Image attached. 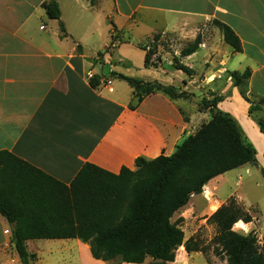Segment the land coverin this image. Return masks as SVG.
I'll return each mask as SVG.
<instances>
[{"label":"crops","instance_id":"1","mask_svg":"<svg viewBox=\"0 0 264 264\" xmlns=\"http://www.w3.org/2000/svg\"><path fill=\"white\" fill-rule=\"evenodd\" d=\"M45 1L0 0V150L69 184L86 162L118 173L123 166L134 169L137 157L169 156L211 118L208 110H198V96L192 101L155 92L130 109L131 97L116 95L113 85L112 91L105 87L106 76L116 72L166 85L181 81L183 86V78L189 76L186 85H191L192 91L205 90L200 99L221 96L218 108L236 119L257 153H264V133L255 119L261 110L249 112L252 102L242 97L230 76L232 71L249 70L246 84L251 100L264 98V0H169L171 6L166 5L167 0H94L93 4L90 0H58L60 20L67 32L64 37L59 33V20L46 15ZM209 19L229 25L240 39L241 51L234 52L218 30L223 53L211 57L213 47L202 52L200 58L207 53L211 62L209 69L202 71L203 78L186 64L193 70L191 75L146 67L144 59L126 61L116 55L126 43L110 45L111 34L133 28L140 21L151 22L148 33L175 31L188 33L187 39H192L200 23ZM199 53L200 49L188 56ZM88 71L97 79L96 87L90 85ZM184 109L190 112L187 120L180 113ZM223 174L204 188L214 191ZM12 226L0 214V264H19L11 242ZM26 247L36 254L35 264L154 261L151 257L142 263L95 259L89 245L78 239H29ZM200 257L201 251L188 253L181 245L174 260L163 264H204Z\"/></svg>","mask_w":264,"mask_h":264},{"label":"trees","instance_id":"2","mask_svg":"<svg viewBox=\"0 0 264 264\" xmlns=\"http://www.w3.org/2000/svg\"><path fill=\"white\" fill-rule=\"evenodd\" d=\"M42 7L49 18L59 20L60 36H67L58 0L45 1ZM212 23L223 41L240 52L241 42L234 30L217 19ZM111 37L110 45L114 40ZM153 38L159 39V34ZM200 43L197 35L182 48L180 57L195 52ZM174 59V69L186 75L193 73L177 57ZM144 65L156 67L149 64L146 54ZM111 73L132 89L130 109L155 92L171 99L188 97L171 84ZM230 76L242 97L252 102L249 112L261 110L264 98L253 102L247 95L249 70L232 71ZM89 83L96 87L98 81L93 76ZM221 99L217 95L200 99L198 110H208L211 118L181 141L171 155L137 157L134 169L123 166L118 173L86 162L65 184L11 152L0 150V214L13 223L11 242L19 264H34L37 258L27 250L29 239H78L89 245L93 258L113 263H142L151 257L153 264H163L174 260L181 245L188 253L200 251L202 247L195 240H184L183 230L171 220L173 214L188 203L191 195L201 193L211 179L257 162L256 149L236 119L218 108ZM256 122L264 133L261 122ZM210 218L217 224L216 252L226 257V264H264V240L260 243L254 233L232 229L235 222L251 221L239 204L230 201Z\"/></svg>","mask_w":264,"mask_h":264},{"label":"rangeland","instance_id":"3","mask_svg":"<svg viewBox=\"0 0 264 264\" xmlns=\"http://www.w3.org/2000/svg\"><path fill=\"white\" fill-rule=\"evenodd\" d=\"M133 1L137 2L138 0ZM165 3L171 6L169 0L165 1ZM212 20L213 19H209L200 23L199 30L197 31V35H199L201 39L198 48L200 49V53L195 57H180L182 48L195 38L187 39L188 33L180 35L179 32L175 31H151L148 33V26H150L148 23L151 22L145 21L138 22L135 27H131L126 31L116 33L111 47L113 43L115 45H117V43H126L119 48L116 55L123 56L127 59L126 61L140 62L144 59V55L146 54L150 65L162 67L165 70H176L173 65L175 64L174 57H177L179 62L194 68L195 74L201 72V75H197V77L203 78L202 71L208 70L211 62L210 60L207 61V53L200 58L202 52H207L208 48L213 47V49H211L212 54L210 53L211 57L219 56L223 53L221 48L222 41L218 36V28L213 25ZM108 24H110V22H108ZM155 34H159V39L154 40L153 36ZM206 40L209 41V44L206 43ZM139 45L143 46L144 49H140L138 47ZM198 49L196 51H198ZM98 56L100 59L101 54ZM204 56H207V58L204 59ZM116 60L117 59H115V61ZM218 63L219 62H217V64ZM223 64L224 63H221V66H223ZM108 78H116V75L111 73L109 76H106L104 84ZM189 78V76L183 78L185 86H183L181 81H178V85L174 86L178 87L179 91L186 92L188 95L186 98L188 100L194 101L193 96H198L199 100L196 102H199L203 89H200V93L198 94L192 91V86L186 85ZM112 85L115 87L116 95L125 99L132 98V89L126 81L116 78V80L112 82ZM246 89L247 95L252 99L251 94L248 93L247 87ZM263 106L264 105H262L261 112H257L256 120L260 121L264 128ZM185 109L180 111V113L182 117L187 120L190 112ZM256 158L257 162L255 164L242 165L225 172L222 175L223 177L217 180L218 188L215 186L214 191H211L207 186L206 188H202L201 193L194 194V196L191 195L188 205L178 210L172 217V220L178 223L182 228L184 237L187 238L191 235L189 238H192L191 240L193 241L195 240L194 242L202 247L200 251L203 253V257L200 258H203L201 260L204 264L227 263L226 257L224 255H218L216 252L218 245L214 237L217 234V224L210 217L219 207L227 205L230 201H235L239 204L251 217V221L247 223L242 220L237 223L235 222L236 224H233L232 229L245 234L252 232L256 235L260 243L264 240V176L262 174V169H264V153H257L256 150ZM212 204L215 205L214 208H212Z\"/></svg>","mask_w":264,"mask_h":264},{"label":"built area","instance_id":"4","mask_svg":"<svg viewBox=\"0 0 264 264\" xmlns=\"http://www.w3.org/2000/svg\"><path fill=\"white\" fill-rule=\"evenodd\" d=\"M86 75H87V77H88L89 79L93 76V74H92L91 71H88ZM105 87H106V89H107L108 91H112V90H113V87H112V80H111L110 78L106 79Z\"/></svg>","mask_w":264,"mask_h":264},{"label":"water","instance_id":"5","mask_svg":"<svg viewBox=\"0 0 264 264\" xmlns=\"http://www.w3.org/2000/svg\"><path fill=\"white\" fill-rule=\"evenodd\" d=\"M204 187V186H203ZM11 225H13V223H11Z\"/></svg>","mask_w":264,"mask_h":264}]
</instances>
